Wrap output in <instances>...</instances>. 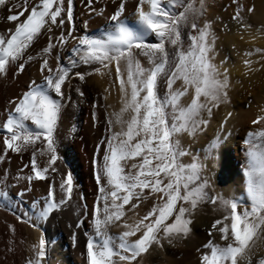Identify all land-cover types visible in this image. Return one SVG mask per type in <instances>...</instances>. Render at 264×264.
Wrapping results in <instances>:
<instances>
[{
    "label": "snow or ice",
    "instance_id": "6c2138e0",
    "mask_svg": "<svg viewBox=\"0 0 264 264\" xmlns=\"http://www.w3.org/2000/svg\"><path fill=\"white\" fill-rule=\"evenodd\" d=\"M113 2L110 12L104 7L93 9L104 17L102 28L90 34L85 21L83 33L74 34L72 0L66 5L65 0H0V8L8 12L7 21L15 22L6 34H0V78L23 71L33 60L39 73L38 80H30L19 97L8 101L12 107L0 121V161L9 151L30 153L29 174L14 177L17 183L26 181L17 197H23L33 180L48 181L43 203L34 200L33 214H25L23 222L39 227L71 199L73 177L56 165L62 143L58 131L62 109L65 100H70L66 81L74 75L87 83L86 77L95 73L119 84L122 106L119 112L105 114L106 134L95 145L91 159L94 202L91 209L83 205L84 211L77 215L75 227H83L86 215L91 229L84 232L86 264H139L137 258L151 245L188 238L194 213L208 204L214 206L213 212L221 213L208 235L215 230L223 243L209 239L203 245L209 251L201 255L199 264H251L249 242L254 235L264 239L260 236L264 232V130L249 132L244 140L248 146L243 171L248 205L242 197L209 194L208 181L202 177L203 162L194 157L185 164L180 159L186 152L178 136H195L201 131L212 109L226 102L229 87L227 69L221 71L212 62L216 37L210 24L197 23L205 12L203 0L198 7L194 0H134L127 13L126 0ZM232 19L240 28L250 27L239 8ZM45 35L46 43L41 45ZM30 48L38 49L35 55ZM61 51L68 56L67 64ZM177 81L180 89L173 87ZM189 90V102L181 104ZM75 91L83 96L79 87ZM96 106L93 103V109ZM92 119L95 126V112ZM218 143L209 147L212 163ZM37 156L44 158L42 163ZM137 157L139 162L126 171V162ZM57 177L58 191L53 187ZM11 186L6 179L0 180V199L10 201L7 189ZM149 197L154 201L139 219L133 223L122 219L126 211H138L137 206ZM111 228L121 230L110 235ZM31 251L33 256L26 264H43V236ZM258 264H264V259Z\"/></svg>",
    "mask_w": 264,
    "mask_h": 264
},
{
    "label": "bare ground",
    "instance_id": "6f19581e",
    "mask_svg": "<svg viewBox=\"0 0 264 264\" xmlns=\"http://www.w3.org/2000/svg\"><path fill=\"white\" fill-rule=\"evenodd\" d=\"M35 2L36 0H31V3ZM133 2L134 0H126V13L132 10ZM164 2L166 0H162V3ZM203 3L205 12L197 23L202 26L205 21L209 22L216 37L212 62L221 71L227 69L229 87L226 102L212 109V115L206 117L207 124L201 131L195 136L186 133L178 136L179 143L186 152L180 159L185 164L191 163L194 157L203 162L202 177L208 181L209 194L225 197L235 193L239 197L242 194V198L246 200L243 203L248 205L246 193H240L248 147L242 144V138L246 133L264 130V119L259 123H252L257 117H264V0H203ZM199 4L200 0H197L196 6ZM72 5L71 26L76 30L74 34L83 33L85 21L87 32L90 34L96 32L104 26L105 20L103 16H97L93 9L104 7L106 12H110L115 7L113 0H92L91 5L88 4V0H72ZM238 8L245 23L250 25L249 28H240L232 19ZM248 9L252 10L249 12ZM7 14L6 9L0 8V34H6L15 23L7 21ZM53 31L55 35H59L55 29ZM46 35L40 38L41 45L46 43ZM37 50L30 48L28 51L35 55ZM60 56L67 64L68 56L64 51L60 52ZM245 61L251 63L246 64ZM49 63L50 65L55 63L51 57ZM73 77L74 75L70 81H66L70 84V88L66 89L70 100H65L62 109V119L58 128L62 143L56 162L64 174L71 173L73 177L71 199L62 206V211L52 213L39 227H32L29 223L23 222L25 214L29 217L33 214L34 200L43 203V198L47 195L48 181L33 180L28 190L24 191L23 197H17L16 194L26 187V181L20 180L17 183L14 177L29 174L30 153L25 152L21 155L9 151L5 159L0 161V180L6 179L12 185L7 189L10 201L0 199V264H26L33 256L32 245L37 244L42 236L46 240L43 264H86L84 232L85 230L91 232V229L88 228L86 215L83 217V227L76 228L77 215L84 211L83 205L91 209L94 202L96 189L91 159L95 145L106 134L105 114L110 116L119 112L122 105L119 84L114 79L93 73L86 77L87 83H83ZM32 79H39L35 60L26 63L23 71L0 78V121L6 119V109L12 107L8 101L19 97ZM77 87L81 89L83 96L77 94L75 91ZM173 87L180 89L181 82L177 81ZM105 88L108 89L107 92L104 91ZM190 96L191 90L181 97V104L189 102ZM93 103L97 105L95 109L92 107ZM93 112L96 114L95 126ZM124 115L126 118L128 114ZM112 130L117 131L118 127H113ZM217 140L219 143L213 149L216 161L212 163L209 147L216 144ZM43 159L37 156L38 163H42ZM139 160V157L135 160L129 159L126 162V171ZM237 175L242 178L236 179ZM58 180L57 177L56 183L53 184L57 191ZM153 201L154 197H151L137 206L138 211H126L122 219L133 223L151 207ZM155 202L159 203L158 200ZM128 207L126 205L125 209ZM213 207L211 204L202 205L194 213L188 238L173 240L171 244L162 240L160 245H151L137 258L139 264H199L201 255L209 251L203 248L209 239L223 243L217 240L215 230H212L211 237L208 235L211 223L221 216L219 211H212ZM17 216L21 219L18 220ZM120 230L111 228L109 234H118ZM260 236H264V232H260ZM249 243L251 245L249 260L251 264H256V258H261V253L264 252V239L254 235ZM198 248L200 251H197Z\"/></svg>",
    "mask_w": 264,
    "mask_h": 264
},
{
    "label": "rangeland",
    "instance_id": "374dc122",
    "mask_svg": "<svg viewBox=\"0 0 264 264\" xmlns=\"http://www.w3.org/2000/svg\"><path fill=\"white\" fill-rule=\"evenodd\" d=\"M196 1H197V0H194L195 5H196ZM198 19H199V17L197 18V21H198ZM201 19H202V18H201ZM74 77H75V78H78V77H76V76H74ZM74 77H73V79H75ZM246 134H248V133H246ZM246 134L244 135L245 137L242 138V144H244V145H245L244 140H245L246 137H247ZM240 178H242V177L239 176V175L236 176V179H240ZM240 189H241V192H240V193H246L245 190H244V189H245V187H244V179H243L242 182H240ZM147 191H148V190L146 189V190H145V194H147ZM236 195H237V194L235 193V194H233L232 196H235V197H236ZM244 195H245V194H243V196H244ZM237 197H238V195H237ZM239 197H242V194L239 195ZM150 198H151V197H149L148 199H150ZM148 199H147V200H148ZM245 201H246V200L242 198V202H245ZM145 202H146V200L142 201L141 203H145ZM261 255H262L261 258H260V257L256 258V260H257V263H256V264H258L259 260L264 259V252H262Z\"/></svg>",
    "mask_w": 264,
    "mask_h": 264
}]
</instances>
